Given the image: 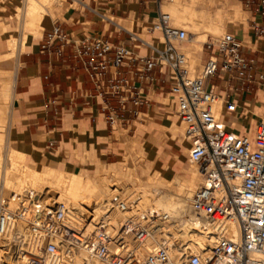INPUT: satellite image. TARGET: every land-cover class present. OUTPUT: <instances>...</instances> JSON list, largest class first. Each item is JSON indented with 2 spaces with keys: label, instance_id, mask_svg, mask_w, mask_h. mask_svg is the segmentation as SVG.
<instances>
[{
  "label": "built area",
  "instance_id": "2783aa9c",
  "mask_svg": "<svg viewBox=\"0 0 264 264\" xmlns=\"http://www.w3.org/2000/svg\"><path fill=\"white\" fill-rule=\"evenodd\" d=\"M66 1L106 26H117L131 45L101 34L73 39L54 22L42 36L40 50L62 56L71 48L92 86L86 98L101 102L110 127L127 117H143L138 108L150 105L148 93H164L168 85L165 96L184 126L187 159L197 167L201 184L182 219L186 239L175 241L156 237L160 213L139 211L121 193L109 199L102 213L90 209L86 217L76 218L33 190L0 195V264H60L83 255L99 264H264V118L248 135L235 133L213 112L219 101L221 117L235 114L234 99L206 85L221 77L237 82L241 90L263 82L264 74L242 42L230 33L203 42L206 58L193 74L179 49L194 43V36L174 27L168 15H157L146 40L107 17L111 0ZM239 2L252 17L254 38L264 46V0ZM113 215L119 216L116 227ZM194 236L205 247L193 252ZM149 243L154 250L146 253Z\"/></svg>",
  "mask_w": 264,
  "mask_h": 264
},
{
  "label": "crops",
  "instance_id": "0c3cea01",
  "mask_svg": "<svg viewBox=\"0 0 264 264\" xmlns=\"http://www.w3.org/2000/svg\"><path fill=\"white\" fill-rule=\"evenodd\" d=\"M130 1L111 0L109 9L112 18H122V15L130 18L133 14L137 19L141 9L138 3L133 5ZM15 3L10 1L0 3V17L14 12L13 16L9 17L14 19L18 5ZM58 9L49 18H54ZM200 14H197V17ZM58 23L73 39H79L84 35L101 34L105 37L110 35L114 43L131 45L126 35L118 31L117 26H106L88 12L69 9ZM0 25L5 29L3 33L0 32V60H6L0 62V105L2 93L7 88L8 92L5 91L4 98L8 103L10 125L16 135L14 142L16 147L20 145L27 153L14 149L6 136L4 145L13 148L15 152L25 153L26 158L27 155L33 157L37 165L41 162L59 163L60 160L74 155L76 151L82 155L89 154V162L84 164L87 167L96 166L98 163L107 165L117 163L120 145L117 139L113 138L114 133L118 127H121L119 133L136 134L139 125L143 123V118L127 117V122L119 121L114 127L108 125L101 102L86 98V94L92 92V86L81 65L74 58L71 48H67L62 56L48 55L40 50L42 36L53 27L48 18L43 21L44 30L38 43L34 44V38L29 39L23 48L28 47L30 51L21 54L18 51L14 56L15 61L10 59L13 56L8 50V40L12 37L11 30L14 27L2 20ZM249 29L250 33L236 38L242 42L244 52L254 61V66L264 74V46L254 38L251 27ZM17 47L20 50V43ZM205 58L204 53L203 57L201 55V60ZM206 85L215 87L220 96L228 95L234 99L238 107L237 112L223 117L220 115V118L235 133L248 135L254 124L264 115V80L259 85L242 90L239 89L237 82H226L222 77L208 79ZM236 88L238 90L234 91ZM164 89V93L158 91L148 93L147 96L151 99L150 105L138 108V112L143 117H157L151 109L158 104L154 98L166 94L168 85H164ZM0 113V119H4L5 114L1 108ZM119 136L116 132L115 137L119 138ZM139 136L140 133L136 138L129 140L127 149L131 150V145L135 141L138 143ZM167 161L169 162V159ZM43 167L48 168V166Z\"/></svg>",
  "mask_w": 264,
  "mask_h": 264
},
{
  "label": "rangeland",
  "instance_id": "374dc122",
  "mask_svg": "<svg viewBox=\"0 0 264 264\" xmlns=\"http://www.w3.org/2000/svg\"><path fill=\"white\" fill-rule=\"evenodd\" d=\"M16 2L15 4L19 5V2L21 0H0V3H7V2ZM211 3H208V2ZM139 4V7L141 9V12L138 15V18L135 19L133 17V14L130 18H127V15H122V18H112V15L107 14V17L110 18L113 22H115L120 27L128 30L129 32H132L141 38H144L146 40H149L151 37L147 34V29L151 26V24L156 19L157 15L159 13L168 14V10L165 7H169V4L167 0H131L130 4L137 5ZM167 4V5H166ZM190 4H187L185 6V9L192 8L196 14L204 13L207 14V19L204 20L202 26L200 29H194L193 24L191 22H186L184 25H178L180 23L178 21V18L172 17V25L176 26L177 28H181L186 30V32L190 35H193L195 38V34H201V37L199 39V42L192 43L190 45L181 47L179 50L180 52L184 53V55L187 58V69L195 74L200 70V67L204 61V59L201 60V55L203 57L204 52L202 49V43L205 41H209L213 38L220 37L222 34H213L211 31L213 29V23L221 24L223 21L226 27L225 33H230L234 35L235 37L250 33V21L252 20V17L250 16L249 12L246 11V9L240 4L239 0H195V5L188 6ZM58 11L55 13L54 18H48L49 22L52 24L54 22L62 21L63 15L70 9V10H79L81 12V9L74 5L73 7H70L66 0L62 2V5H60ZM144 11V12H143ZM235 12H238L241 16H246V21H236L234 19ZM14 12L8 14L5 17H0L2 22L4 21L8 25H11L14 27L11 31L12 37L19 39L24 38V34L18 32V25L16 23V19H10L9 17H12ZM126 18V19H124ZM119 19V20H118ZM176 19V20H175ZM211 19V20H210ZM53 20V21H52ZM235 20V21H234ZM209 21V23L207 22ZM212 22V23H211ZM222 22V23H223ZM174 26V27H175ZM21 34V35H20ZM43 34V32H42ZM41 34V36H42ZM19 36V38H18ZM41 36H34V44H37ZM247 42V41H246ZM244 42V44L246 43ZM194 45H197L194 47ZM17 46H11L8 47V50H10L13 55L12 61H15L14 56L18 51L21 53H26L30 51V48L25 49L22 47L20 50L15 48ZM195 50H190V49ZM16 49V50H15ZM15 51V52H14ZM150 52L147 51L146 54H149ZM5 59H1L0 62H5ZM154 100L158 103L156 107L152 108L156 114L157 117L152 116H146L143 118L142 125H139V128L135 133H129L126 134L124 132L119 133L122 128L118 127L116 132L120 135L119 138L115 137V133L113 135V138L117 139V143L120 145L117 163L112 165H107L104 163H98L96 166L91 165L89 167L85 166L84 164L89 162V154L84 153V155L79 154L78 151L74 153V155L69 156L67 159L60 160L59 163H45L41 162L38 165L35 163V159L31 156L27 155V158L25 157L24 160L18 161L16 165L18 167L22 168L24 167V172L31 171L30 169H34L36 172H39L40 178L43 182L40 181L41 184H38L36 187H34V192L38 193L39 195L43 196L47 194L48 192L52 195H56V192H52L49 188V182H51L50 178H48L46 174V169H53L56 171H64V172H72L75 173L77 176L81 178H85L88 180L89 188L95 187V183L99 177L107 176L108 177V187L109 189L112 188L113 185L116 184V179H113L112 175H108V169L115 170L120 173V175H123L124 172L128 169L129 166L136 169L138 172L139 177L141 180L144 181L145 179V173L146 172H152V174L157 178H162L164 173L167 171L169 172L170 176L178 175L179 177H185L187 172L189 171L190 164L188 163L187 159V152H188V144L185 142L184 139V126L182 125V128H179L178 125V133L177 136L174 137L172 133L168 130L167 132L162 131L159 127L163 124L165 119H169L172 122L181 125L179 121L174 117L173 113V106L170 107L171 99L165 94H163L162 97H156ZM4 120L3 123L0 124V132H2V135L6 136V139H9V143L12 145L14 149H16L18 152L23 153L22 151H26L25 148L21 147L20 145L16 147V143L14 142V139L16 138V135L14 134L13 129L10 125V113L8 114V105L6 102L5 108H4ZM262 118H264V115H262ZM1 127H3L1 129ZM176 127V126H175ZM174 128V127H173ZM10 131V133H9ZM4 132V133H3ZM12 132V134H11ZM138 143L135 141L131 145V150L129 148L127 149V145L129 143V140L136 138L137 135H139ZM142 133V134H141ZM128 141V142H127ZM134 141V140H133ZM14 143V144H13ZM7 145V144H6ZM9 149L14 150L13 148L9 147ZM143 148V152H139L140 148ZM6 150L3 151V153ZM2 153V150H0ZM27 153V151H26ZM25 154V153H24ZM26 155V154H25ZM169 159V162L167 161ZM92 164V163H91ZM43 166H48L43 167ZM128 166V167H127ZM28 169V170H27ZM194 169L197 170L196 166ZM27 170V171H25ZM30 172H27L26 174H29ZM43 176V177H42ZM45 182H44V180ZM169 178L168 180H170ZM49 181V182H48ZM48 182V183H47ZM48 184V185H47ZM124 184H126V192L123 193V195L126 196H133L134 202H141L140 200V194L137 191L138 185L134 183H130V181H124ZM201 184V179L200 183ZM47 185V186H46ZM167 187H163V190H165ZM47 189V190H45ZM0 194L5 195L4 193L0 192ZM103 202V199L101 195L96 194L95 198L92 200L93 204H98L99 206Z\"/></svg>",
  "mask_w": 264,
  "mask_h": 264
},
{
  "label": "bare ground",
  "instance_id": "6f19581e",
  "mask_svg": "<svg viewBox=\"0 0 264 264\" xmlns=\"http://www.w3.org/2000/svg\"><path fill=\"white\" fill-rule=\"evenodd\" d=\"M63 1L64 0H21L19 2V5H17L14 18L16 19L15 21L18 25V32L24 34V38L22 41V38H19V36V39L9 37V47L17 46L18 43H20V46L23 47L26 42L32 37L41 36L44 30L43 21L45 20V18H49L50 16H52L53 13L57 10V7L62 5ZM167 2L169 4V7L165 8L168 10V14H164L162 12L161 13L164 15H168L171 23L173 22L172 17L178 18V21L180 22L178 23V25H184L186 22H191V24H193L194 26V29L197 30L200 29L204 20L207 19V14L204 13L205 11H202L200 16L197 17V14L192 8L185 9V6L187 4H190L188 6H192L193 4L195 5V0H167ZM208 3L211 2L209 1ZM234 19L236 21H246L247 17L241 16L238 12H235ZM207 22L209 23V21ZM222 22L221 24H212L213 29L211 32L213 34L225 33V23ZM4 31V27L0 25V32L3 33ZM200 38H202L201 34H195L194 43L199 42ZM196 46L197 45H194V47ZM190 50H195V48H192ZM5 91H7V88L4 89L2 93L3 98L1 100L0 108L3 111L6 105V100L4 98ZM172 106L173 105L171 102L170 107L172 108ZM213 112L216 117L220 118L219 101L214 103ZM3 120L4 119H0V124L3 123ZM177 125L179 128H182V124H176L167 118L159 128L164 132H167L169 130L172 135L176 137L178 133ZM2 128L3 127H1V129ZM4 142L5 136L2 135V132H0V150H2V153L0 152V192L8 195L16 191L31 190L38 184H41L40 181H43L40 178L39 172H36L34 169H30L31 171H27V169L25 171L30 173L26 174L27 172H24V167L20 168L18 167V165H16L18 161L24 160L26 156L7 148L4 145ZM4 150H6V153H3ZM139 152H143L142 147L140 148ZM188 163L190 164V167L185 177L181 178L176 175L170 176L169 172L166 171L162 178L159 179L155 177L152 172H146L144 181L141 180L136 169L131 166H127L128 169L124 172L123 175H120L119 172L113 169L111 170L109 168L108 175H112L113 179H116V184L113 185L110 189L107 185V183L109 182L107 176L99 177L95 183V187L89 188L88 180L77 176L75 173L58 172L55 170L47 169V179L50 178L51 180V182L48 181L49 185H47L49 186L51 191L53 190L52 192H56V195H52L51 192H48L43 196H39L45 203L55 202L64 205L69 215L73 218H76L77 216L86 217L90 209H96V212H98L99 214L102 213L106 208V203H108L109 199L114 194H123L124 192H126L127 188L126 184H124V181H130V183L132 182L138 185L137 191L141 196L140 200L142 201V203L138 201L135 202L137 209L142 212L149 210L156 211L163 216V221H160L158 223L156 222V237H158V235H163L173 241L184 240L186 239L187 232L186 229H184L182 219L188 212L189 202L200 183V175L198 170L194 169L195 165H193L189 161ZM169 178L171 179L168 180ZM163 187L167 188L163 190ZM96 194L101 195L103 199V202L100 206L98 204L92 203V200L95 198ZM127 197L130 199L133 198V196L131 195ZM112 217L113 218H111V225L116 227L119 216L113 215ZM173 223H176V228L173 226ZM21 233H23L22 229ZM204 247L205 245L202 243V240L194 236L192 244L190 245L192 251L194 252L197 249ZM152 250H154V244L151 243L146 244L143 248V251L146 253L151 252ZM10 264H23V262L20 261ZM60 264L99 263L83 255L81 257H76L72 261H67L64 263L62 262Z\"/></svg>",
  "mask_w": 264,
  "mask_h": 264
}]
</instances>
